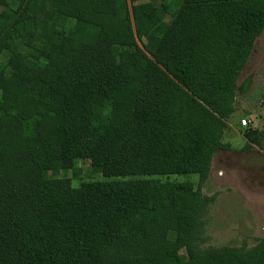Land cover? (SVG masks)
<instances>
[{"label":"trees","instance_id":"obj_1","mask_svg":"<svg viewBox=\"0 0 264 264\" xmlns=\"http://www.w3.org/2000/svg\"><path fill=\"white\" fill-rule=\"evenodd\" d=\"M154 1L0 0V264H264V237L205 247L213 199L164 180L229 148L264 0ZM77 160L112 180L73 187Z\"/></svg>","mask_w":264,"mask_h":264},{"label":"rangeland","instance_id":"obj_2","mask_svg":"<svg viewBox=\"0 0 264 264\" xmlns=\"http://www.w3.org/2000/svg\"><path fill=\"white\" fill-rule=\"evenodd\" d=\"M2 9L0 7V11ZM238 85L237 112L227 120L223 138L229 148L215 155L211 171L203 175L164 178L191 181L213 199L203 218L205 247L251 248L264 237V33L257 39ZM249 129L261 133V146L246 149L245 132ZM61 177L71 179L73 187L112 180L95 175L89 160L75 161L74 169Z\"/></svg>","mask_w":264,"mask_h":264},{"label":"built area","instance_id":"obj_3","mask_svg":"<svg viewBox=\"0 0 264 264\" xmlns=\"http://www.w3.org/2000/svg\"><path fill=\"white\" fill-rule=\"evenodd\" d=\"M246 122H244V124H245Z\"/></svg>","mask_w":264,"mask_h":264}]
</instances>
